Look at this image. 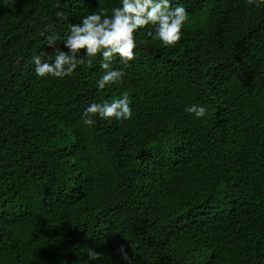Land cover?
Masks as SVG:
<instances>
[{"label": "trees", "instance_id": "obj_1", "mask_svg": "<svg viewBox=\"0 0 264 264\" xmlns=\"http://www.w3.org/2000/svg\"><path fill=\"white\" fill-rule=\"evenodd\" d=\"M177 4L181 38L138 29L111 61L122 80L98 89L99 54L64 77L31 58L119 0H0V264H126L120 245L129 264H264V6ZM124 93L129 119L83 123Z\"/></svg>", "mask_w": 264, "mask_h": 264}, {"label": "clouds", "instance_id": "obj_2", "mask_svg": "<svg viewBox=\"0 0 264 264\" xmlns=\"http://www.w3.org/2000/svg\"><path fill=\"white\" fill-rule=\"evenodd\" d=\"M250 7L264 6V0H246ZM171 0H119V6L111 8V13L105 14L101 8L83 15L79 22L69 23L65 33L50 32L46 37V45L55 49V56L42 60L41 55L32 56L34 72L38 77L46 75L64 77L71 75L77 66L84 62L79 55L83 50L85 57L100 55V68L104 71L95 81L98 89L108 84L117 83L123 78V71L111 66V61L117 56L127 62L134 56L136 47L134 32L146 25H153L154 32L150 33L153 39L159 40L164 46L174 45L182 36L181 29L188 18L182 4L170 6ZM58 15L62 16L61 13ZM49 28L45 25V31ZM44 35V31L40 33ZM60 40L63 47L56 46ZM197 118L205 116L206 108L201 104H190L184 108ZM93 115L102 119L116 120L129 119L132 109L129 97L124 93L117 99L102 103L90 102L82 112L85 125H93ZM121 259L129 264V256L124 245H120ZM88 255L96 258L99 253L89 248Z\"/></svg>", "mask_w": 264, "mask_h": 264}]
</instances>
